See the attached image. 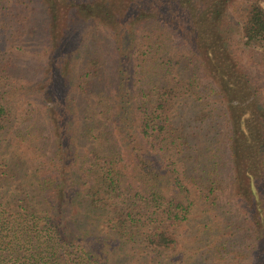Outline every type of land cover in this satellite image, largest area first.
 <instances>
[{
    "label": "trees",
    "instance_id": "16d2710c",
    "mask_svg": "<svg viewBox=\"0 0 264 264\" xmlns=\"http://www.w3.org/2000/svg\"><path fill=\"white\" fill-rule=\"evenodd\" d=\"M261 46L264 0H0V264H264Z\"/></svg>",
    "mask_w": 264,
    "mask_h": 264
},
{
    "label": "rangeland",
    "instance_id": "374dc122",
    "mask_svg": "<svg viewBox=\"0 0 264 264\" xmlns=\"http://www.w3.org/2000/svg\"><path fill=\"white\" fill-rule=\"evenodd\" d=\"M243 3V0H238V3ZM257 55L261 58L264 57V47L261 46V47H257V51H256ZM246 55V54H245Z\"/></svg>",
    "mask_w": 264,
    "mask_h": 264
}]
</instances>
